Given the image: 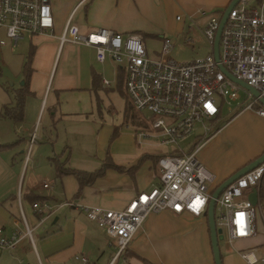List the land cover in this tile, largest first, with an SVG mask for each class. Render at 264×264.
Segmentation results:
<instances>
[{"label": "crops", "instance_id": "crops-1", "mask_svg": "<svg viewBox=\"0 0 264 264\" xmlns=\"http://www.w3.org/2000/svg\"><path fill=\"white\" fill-rule=\"evenodd\" d=\"M49 1L54 16L51 30L26 34L13 44L5 33V27L0 26V63L5 66L12 64L13 69H17L19 64L20 72L17 73L22 79L24 61L33 49L30 59L32 71L28 76L29 95L21 120L28 117L37 123L41 112L44 115L48 109L47 119L50 124H55V127L50 126L42 132L45 139L41 142L47 145L50 141L52 145L35 158L31 157V152L37 140L34 133L30 136L14 182L0 190V227L11 234L15 230L23 231L28 224L33 232V239L24 236L13 248H4L0 252V264H81L75 258L81 253L96 264H108L114 250L107 231L76 205L66 202H82L109 209L124 207L133 196L160 184L158 156L171 152L174 146L162 145L157 138L140 141L136 132L141 126L132 125L128 120L129 112H126L130 102L124 89V70L115 66L110 56H106L103 62L97 61L92 45L60 44L59 34L72 13V21L84 33L108 27L125 33L137 31L143 40L146 36L162 39L164 35L161 32L169 27L165 21L168 14L177 16L181 13L182 19L176 18L180 22L190 19V16L205 17L221 11L231 0ZM11 55H14L12 60ZM103 79H109L110 84H104ZM22 81L17 87L25 83V79ZM7 88L4 87L5 90ZM115 91L121 92L126 100L121 122H98L94 105L102 114V93L107 96ZM109 106L113 110L112 105ZM60 122L67 124L61 134L56 126ZM241 135L246 139H237ZM241 142H244L245 150L237 152ZM219 150L224 151L226 157H234L228 167L218 165ZM263 151L264 116L246 108L231 115L230 120L201 147L199 159L214 172L215 185H218ZM107 159L119 168L107 167L82 187L74 174L58 175L55 167L58 162L94 171ZM29 166L31 180L26 187H20L21 176L24 171V176L27 175ZM43 182L48 185L43 186ZM39 188L48 190V193H41ZM40 199L58 205L42 222L32 207L34 201ZM236 241L253 245L264 242V235ZM128 245L125 264H215L207 214L177 213L169 209L153 212L145 218ZM261 252H264V244Z\"/></svg>", "mask_w": 264, "mask_h": 264}, {"label": "built area", "instance_id": "built-area-1", "mask_svg": "<svg viewBox=\"0 0 264 264\" xmlns=\"http://www.w3.org/2000/svg\"><path fill=\"white\" fill-rule=\"evenodd\" d=\"M229 11L219 37V59L214 55V38L223 10L209 14L203 26L210 51L183 62L171 56L173 43L169 36H163L160 55L151 57L139 32L98 27L84 33L72 21V13L59 34L60 44L92 45L97 61L103 62L110 56L118 63L124 70V89L129 102L136 109H146L152 114L149 123L137 130L139 140L157 138L162 145L174 146L171 152L157 159L160 184L133 196L124 207L109 209L66 202L83 210L115 240L116 248L108 264H125L123 254L149 214L162 209L207 214L212 191L217 185L214 172L199 159L201 147L239 111L251 108L264 116V104L260 102L261 96L264 97V0H239ZM176 18L182 19V16ZM194 19L190 16L193 23ZM53 25L49 0H0V26L5 27L13 44L26 34L51 30ZM221 65L256 88L259 95L235 81ZM103 82L110 84L109 79ZM241 92L245 99L233 105L231 101L240 98ZM225 103L230 105L228 120L222 113ZM196 124H200L197 140L184 150L180 141L190 136ZM47 185L43 182V186ZM253 188L256 203L249 199ZM32 207L42 222L58 205L42 200L34 201ZM214 211L216 227L222 228V239L229 245L239 239L264 235V160L219 193ZM24 236L33 239L28 224L23 231L15 230L11 234L0 227V252L13 248ZM263 244L235 249L245 264H264ZM75 258L81 264H96L83 253Z\"/></svg>", "mask_w": 264, "mask_h": 264}, {"label": "rangeland", "instance_id": "rangeland-1", "mask_svg": "<svg viewBox=\"0 0 264 264\" xmlns=\"http://www.w3.org/2000/svg\"><path fill=\"white\" fill-rule=\"evenodd\" d=\"M177 14L181 15V13ZM209 17V15L205 17H197L194 19L195 23H193L190 19H183L182 22H180L176 20V14H174L173 16L168 14L165 21L169 27L164 32H161V34L166 37H171L173 45L170 54L173 58L183 62L185 60H192L195 57L204 55L210 51V44L203 33V26L209 19ZM162 41L163 37L161 39V37L159 36L145 37L144 44H146L148 54L151 57H158L160 55V51L163 47ZM13 56L14 55H11V60ZM113 64L115 66L118 65V63H116L115 61ZM114 65H112V67H114ZM18 66L20 65L17 64V69H13L12 64L10 66H5L4 64L0 63V190L2 189V187L10 185L14 182L15 173H17L18 167L22 162V155L26 152L30 136L34 133L33 135L37 140L33 144L34 147L32 148L31 152V157L35 158L38 156V153H40L41 155L42 153H44L43 151H45V148L47 149V147L52 145L50 141L47 145H45V142H41V139H45L42 135V132L46 131L45 128H49L50 126L55 127V124H50L49 120L47 119L48 109H46L44 115H42L41 112L39 116L40 119L37 123H34V121H32V119L30 120L28 117L24 118L23 120L13 121L10 118L1 115L2 104L7 101L14 100L13 90L22 82V80H24L20 78V73H17L20 72V70H18ZM4 87H8L7 90H5ZM116 91L114 93L116 96H114V94L106 96L104 92L102 93V97L104 98V104L101 105L102 114L98 113V107L94 105V114L99 119L98 122L105 123L115 120L121 122L123 110L126 107V100L121 92ZM244 99L245 95L243 92H241V97L236 100H232L231 103H233V105H237ZM109 105H112L113 110ZM127 106L129 110L128 120H130L129 122L132 125H135L138 128L140 126H145L147 122L149 123V118L152 116L151 112L146 109L138 110L134 106H132L131 103H127ZM229 107L230 105L225 103L222 109V113L225 115L226 120H228L231 115L228 114ZM89 115H91L92 117V114ZM98 115L101 116L99 117ZM199 125L200 124H196V128L192 131L190 136L186 138V140L180 141V144L182 145V148L184 150L188 149L193 143V140L197 132L199 131ZM56 126L57 131L61 134L62 132H64L67 124L65 122H60L57 123ZM48 134L49 132L47 131L46 135ZM242 136L244 135L239 136L237 139H246L241 138ZM154 139L155 138H150L149 141H153ZM243 143L244 142L238 144L239 146L237 148V152H243L245 150L246 146ZM224 153V151H217L216 161L218 165H220V167H228L234 159L233 156L226 157ZM44 160L46 161V157H44ZM27 171L28 172L26 176H24L25 171L21 176L19 183L20 187H26V184L31 180L30 175L32 171L30 169V166ZM42 177L44 178V176ZM38 190L41 193H48V190H45L43 188H39ZM112 240L113 243L110 246L111 248H113V250H115V240L112 238L109 241L112 242ZM219 242L225 264H243L244 260L239 257L236 249L242 246L249 247L250 245H246L241 241H235V244L228 245L226 242H224V239H219Z\"/></svg>", "mask_w": 264, "mask_h": 264}, {"label": "water", "instance_id": "water-1", "mask_svg": "<svg viewBox=\"0 0 264 264\" xmlns=\"http://www.w3.org/2000/svg\"><path fill=\"white\" fill-rule=\"evenodd\" d=\"M239 0H231L228 5L224 8V12L222 14V17L220 19L219 25H218V30L215 34V38H214V55L215 57H217V59H219V37L222 31V26L225 23L228 14H229V10L232 8L233 5H235ZM222 69L224 72L228 73L229 76H231L235 81H237L239 84H241L242 86H246L248 88H250L255 95H259V92L256 88L252 87L251 85H249L246 81L237 78L234 74H232L231 72H228L224 66H222ZM23 82V81H22ZM260 102H263L264 104V97L261 96L260 98ZM264 160V151L262 154H260L259 156H257L256 158L248 161V163H246V165L238 168L237 170H235L230 176H228L227 178L223 179V181H221L216 187L215 189L212 191L211 194V199L209 201L208 207H207V218H208V227H210V239L212 242V250H213V257H214V262L215 264H223V257H221V248H220V242L219 239L223 238V231L222 228L216 227L215 224V204H216V200L218 198L219 193L226 187L228 186L230 183L233 182L234 179H236L237 177L245 174L246 172H248V170L260 165V163H262ZM249 199L252 201V203H256L257 201V195H256V190L253 188L252 191L249 193Z\"/></svg>", "mask_w": 264, "mask_h": 264}, {"label": "trees", "instance_id": "trees-1", "mask_svg": "<svg viewBox=\"0 0 264 264\" xmlns=\"http://www.w3.org/2000/svg\"><path fill=\"white\" fill-rule=\"evenodd\" d=\"M32 53H33V49L29 52V55L27 56L26 60L24 61L23 74H24L25 83L13 90V94L15 96L14 102L5 103L1 109L2 110L1 114L9 117L13 121L21 120L23 118V113H24L23 107L25 104L26 97L29 95L28 94L29 93L28 76L30 75V73L32 71V67H31V63H30ZM126 112H127V114L129 112L128 106L126 108ZM114 135H115V133L113 134V136ZM109 166H114V167L119 168V166H117L115 163L110 161V159L109 160L107 159L100 167L96 168L94 171H88L85 169H80V168L77 169V168H73V167H69V166H64V165H62V163H58V162L56 163L55 167H56L58 175H61L64 173L74 174V176L78 180L79 185L82 187L88 183H91L94 180V178L101 175L104 172V170L107 169V167H109ZM40 200L42 201L44 199H40ZM127 250H128V247L123 254L124 259L127 258Z\"/></svg>", "mask_w": 264, "mask_h": 264}]
</instances>
